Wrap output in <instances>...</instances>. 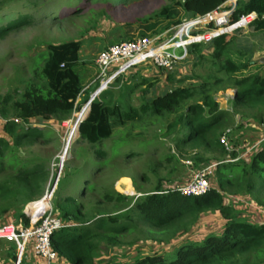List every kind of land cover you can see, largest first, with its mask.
I'll return each mask as SVG.
<instances>
[{
  "label": "trees",
  "instance_id": "1",
  "mask_svg": "<svg viewBox=\"0 0 264 264\" xmlns=\"http://www.w3.org/2000/svg\"><path fill=\"white\" fill-rule=\"evenodd\" d=\"M12 1L0 0V9ZM229 1L168 0L159 11L142 21L121 25V36L124 41L152 37L179 25L185 17L204 15L217 8L230 9ZM251 12L256 18L247 25L248 35L243 28H238L230 33L229 41L225 39L230 34H222L207 43L191 44L187 47L186 58L172 71L156 68L157 74L144 76L142 70L137 71L138 68L128 77L126 73L116 76L108 88L91 100L89 111L81 122L85 110L80 109L88 102L98 81L91 91L88 87L84 89L81 83L77 70L80 63L84 64L79 56L81 40L49 44L47 55H42L41 66L33 68L32 78L22 82L20 92L18 88L13 90L18 98H13V93L0 95V118L4 121V136H0V225L14 222L17 229L27 228L30 220L23 208L40 198L43 192L48 177L45 163L41 160L24 161L16 153L20 147L32 145L44 135L37 124L54 119L62 123L77 112L75 122H80L78 137L94 146L111 137L115 128L129 123L130 128L139 130L141 126L166 123L164 135L173 134L175 152L157 160L150 167L151 172L158 177L157 166L162 162L185 159L191 162L192 169H196L212 165L215 160L214 184L210 181L209 191L200 196H183L174 190L173 181L158 177L153 191L141 193L137 190L139 196L101 189L100 199L94 206L97 208L92 213L84 203H76L72 197L64 196L56 205L52 203L55 215L64 224L51 236V246L57 254L56 264H264V221L250 220L246 217L250 215L248 212L244 216L243 210L225 202L229 195H244L264 210V141L249 163L220 159L226 153L233 159L237 152L235 149L228 152L220 142L230 115L219 107L214 97L219 90L234 89L230 101L234 107L264 111V64L252 63L254 52L264 50V0H236L230 22ZM29 19L24 15L0 26V38ZM162 21L164 25L159 28ZM169 50L178 54L177 48L169 47ZM203 61H210L213 72L205 77L193 73L194 81L181 80L173 84L175 75H183L184 67L187 69L191 65L193 68ZM147 65L151 64L142 67ZM181 65L183 68L179 69ZM252 66L261 68V71L252 72ZM159 73L166 74L167 82L160 89ZM136 76L139 82H134ZM185 78L186 75L182 79ZM137 87L141 91L140 103L138 106L129 105L125 99ZM170 116L174 119L168 122ZM75 122L68 131L73 137L77 134ZM129 133L132 134L133 130ZM96 154L106 155L103 150H96ZM101 170L102 167L97 172ZM86 191L83 189L82 195ZM125 191L130 192V189ZM107 204L116 208L117 213L103 211L101 208ZM209 212L219 215L223 221L221 230L209 231L198 240H183L176 246L172 259L168 260L162 252H142L139 245L134 248V255L126 254L125 258L123 254L125 260H120L118 257L122 255L116 254L121 246H125L122 238L127 232L139 231L152 242L175 241L189 234ZM140 241L136 238L127 245L132 247ZM10 242L4 257L15 261L17 246ZM25 252L19 264H28Z\"/></svg>",
  "mask_w": 264,
  "mask_h": 264
},
{
  "label": "rangeland",
  "instance_id": "2",
  "mask_svg": "<svg viewBox=\"0 0 264 264\" xmlns=\"http://www.w3.org/2000/svg\"><path fill=\"white\" fill-rule=\"evenodd\" d=\"M167 3L168 0H14L10 2L0 9V26H5L24 15L29 16L30 21L0 38V95L11 94L15 88H18L19 92L22 90V82L32 78L33 68H36L37 65L41 66L42 55H47L49 44L81 40L79 56L80 62H84V64L80 63L77 67L81 83L84 89L88 87L91 91L98 81L97 86L90 92L89 102L92 100L91 96L99 89L101 81L97 76L99 69L95 64L98 53L112 44L124 41L121 36V25L142 21L159 11ZM186 19L187 17L184 18V20ZM163 25L164 21L160 22L158 27L162 28ZM175 28L176 26L162 30L150 38L160 35L158 41H166L171 37ZM247 30V27L243 28L246 35H248ZM231 36L230 34L225 40L229 41ZM224 43H220L219 47ZM176 52L180 53L181 50H176ZM255 53L252 59H255ZM191 67V65L187 66V69L184 67V70L181 71L183 75H175L173 84L181 80L194 81L196 78L193 73L205 77L207 73L214 70L210 61H203L201 65ZM138 68L140 69L137 70ZM181 68H183L182 65L179 69ZM135 70H142L141 74L144 76H152L158 71L153 65L144 67L140 65L126 71L127 75L125 76L128 77ZM159 74L158 86L160 89L167 85V82L166 74ZM185 75L187 79H182ZM134 82H139L137 76L134 78ZM140 92V87H137L125 101L129 105L138 106ZM234 93V89L219 90L214 93L219 107L227 110L230 115L224 129L229 151L235 149L237 152V157L233 159L228 153L221 156L220 159L249 163L251 155L259 149L256 146L257 143L264 138V124H258L256 120H253V116L259 117L264 111L256 112L255 109H247L245 106L234 107L230 102ZM13 98H18L17 94L13 93ZM88 102L84 104L86 107ZM173 119L174 116H170L168 122ZM75 121V114H72L68 120L62 123L54 119L45 124H37V127L43 130L44 135L34 144L24 145L16 152L18 157L24 161L41 160L45 163L48 177L41 196L52 189L54 180L59 175L54 188L55 192L51 197V203L55 205L62 197L70 196L75 199L76 203H84L88 212L92 213V210L97 208L94 206L99 201L103 188L114 189L123 195L139 196L140 193L137 190L141 193L153 191L158 177L167 179L168 182L173 181V184H183L188 182L194 172L204 167L192 169L191 162L182 159L180 162H162L160 166H157L158 177L151 172L150 167L156 164L157 160L164 158L166 154L175 152L173 134L164 135L166 123L141 126V130L130 128L132 125L129 123L123 127L115 128L111 137L99 145L92 146L81 141L78 134L73 137V134L68 132L72 128V122ZM75 124L78 125V122ZM131 130H133L132 134L129 133ZM138 132L141 134L136 137L134 134ZM0 134H2L1 130ZM2 135L4 136V133ZM5 136L9 139L7 135ZM96 150H103L106 155L98 156ZM65 152V158L61 160V156ZM214 162L213 171L217 161L214 160ZM100 167L102 170L97 172ZM61 172L63 173L60 177ZM212 178L213 176H211V182ZM126 188H129L130 192H126ZM83 189H87L84 195H82ZM225 198L226 203L234 204L238 210H243L242 215L245 216L248 212L250 215L246 217L250 220L264 221V210L256 205L250 197L229 195ZM101 209L109 213L116 212V208L110 204L104 205ZM222 222L218 214L209 212L202 216L198 225L189 234L175 241L163 243L148 241V239L146 240L147 235L139 231L127 232L122 238L125 246H121L116 254L122 255L118 257L120 260H125L126 254L134 255L136 252L134 248L139 245L142 246V252H162L169 260L175 256L178 243L187 238L198 240L209 231H219ZM12 224L16 227L14 222ZM136 238L141 241L135 246L129 247L128 242ZM10 241L8 239L0 241V260L5 259L2 264H15L16 262L4 257L5 248L11 244ZM141 243L143 244L141 245ZM123 254L125 258H123Z\"/></svg>",
  "mask_w": 264,
  "mask_h": 264
},
{
  "label": "built area",
  "instance_id": "3",
  "mask_svg": "<svg viewBox=\"0 0 264 264\" xmlns=\"http://www.w3.org/2000/svg\"><path fill=\"white\" fill-rule=\"evenodd\" d=\"M235 2L236 0L229 1L230 9L217 8L204 15H197L183 20L176 26L172 32L173 34L166 41L159 42L160 35L155 38L143 36L133 40L121 41L101 50L95 59V64L99 69L97 76L101 80L96 95L106 89L108 83L116 76L128 72L133 67L151 64L157 69L172 71L180 65V61L186 56L187 47L191 44L207 43L222 34H230L238 28H246L256 18V14L251 12L240 15L238 20L231 23L230 13L235 7ZM209 24L213 26L209 27ZM168 47H179L182 48L183 52L178 55L168 50ZM85 107L84 105L81 111ZM220 142L229 151L226 132L221 135ZM213 166L214 164L198 169L188 182L175 184L174 190L188 197L207 193L211 187L210 180L213 174ZM54 188L53 185L50 191H46L43 196L29 202L23 208V213L30 220L27 228L17 229L12 223L0 225V240L8 239L16 243L15 264L20 262L21 255L28 246L32 247L34 255L40 258L44 264H56L57 254L51 246V236L64 224L55 215L51 203ZM38 204L40 206L36 207Z\"/></svg>",
  "mask_w": 264,
  "mask_h": 264
},
{
  "label": "crops",
  "instance_id": "4",
  "mask_svg": "<svg viewBox=\"0 0 264 264\" xmlns=\"http://www.w3.org/2000/svg\"><path fill=\"white\" fill-rule=\"evenodd\" d=\"M168 50H169V47L167 48ZM177 50H181V52L180 53H178V55H180L182 52H183V50H182V48H179V47H177ZM256 52V53H255ZM254 53H255V58L260 54V53H264V50H256ZM254 55V54H253ZM184 58H186V56L184 57ZM253 58V57H252ZM252 63L253 64H259V63H257V62H255V59H252ZM259 65H261V64H259ZM263 65V64H262ZM251 70H252V72H256V71H261V68H255L254 66H252V68H251ZM228 89H230V88H228ZM96 93V92H95ZM93 94L92 96H91V98H93L96 94ZM253 110V109H252ZM256 110V112H258V110L257 109H255ZM237 111H240V110H237ZM243 116V115H242ZM252 120V119H251ZM253 120H256L257 122H258V124H264V113L263 112H261V114H260V116L259 117H257V119H256V117H254L253 116ZM3 119H1L0 118V130L2 131V125H3ZM37 126V125H36ZM241 127V126H240ZM258 129V128H257ZM2 134H3V131H2ZM2 134H0V136H3ZM264 141V138H263V140L262 141H260V142H258L257 143V148H260V145L262 144V142ZM252 156V155H251ZM236 157H237V155H236ZM1 241V240H0ZM26 255H25V258H26V263H28V264H36V263H38V264H44V262L40 259V258H38L37 256H35L34 255V253H33V250H32V247L30 246L29 247V249L28 250H26ZM8 259V258H7ZM1 261V263L0 264H2V262H4V260L3 259H1L0 260Z\"/></svg>",
  "mask_w": 264,
  "mask_h": 264
},
{
  "label": "water",
  "instance_id": "5",
  "mask_svg": "<svg viewBox=\"0 0 264 264\" xmlns=\"http://www.w3.org/2000/svg\"><path fill=\"white\" fill-rule=\"evenodd\" d=\"M255 62L259 63V64H264V53H260L256 58H255ZM91 100L88 102V111H89V104H90ZM88 113V112H87ZM86 113V114H87ZM86 116V115H85ZM85 116L83 117V119L85 118ZM82 119V120H83ZM80 120V122L82 121ZM78 122V125H77V134H78V126H79V123ZM57 181H58V176L56 177V179L54 180V183L53 185L56 187L57 185Z\"/></svg>",
  "mask_w": 264,
  "mask_h": 264
},
{
  "label": "bare ground",
  "instance_id": "6",
  "mask_svg": "<svg viewBox=\"0 0 264 264\" xmlns=\"http://www.w3.org/2000/svg\"><path fill=\"white\" fill-rule=\"evenodd\" d=\"M87 108H88V107H85V109H84V110H85V115H86V112H87ZM80 111H81V110H80ZM85 115H84V116H85ZM84 116H83V117H84ZM75 118H76V114H75ZM82 119H83V118H82ZM82 119H81V120H82ZM65 154H66V152L62 154V156H61V160H63V159L65 158ZM41 203H44V202H41Z\"/></svg>",
  "mask_w": 264,
  "mask_h": 264
}]
</instances>
